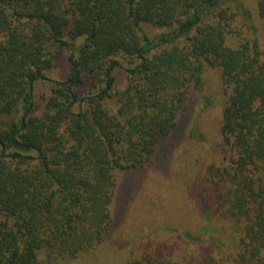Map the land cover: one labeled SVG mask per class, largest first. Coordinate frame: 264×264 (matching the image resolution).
<instances>
[{
  "label": "trees",
  "instance_id": "trees-1",
  "mask_svg": "<svg viewBox=\"0 0 264 264\" xmlns=\"http://www.w3.org/2000/svg\"><path fill=\"white\" fill-rule=\"evenodd\" d=\"M256 12L264 30V0ZM257 29L237 0H0V264H49L101 243L118 171L150 161L203 87L204 66L225 94L221 163L204 189L239 236L225 261L192 264H264ZM60 52L68 71L57 75ZM180 262L144 253L121 264Z\"/></svg>",
  "mask_w": 264,
  "mask_h": 264
},
{
  "label": "rangeland",
  "instance_id": "rangeland-1",
  "mask_svg": "<svg viewBox=\"0 0 264 264\" xmlns=\"http://www.w3.org/2000/svg\"><path fill=\"white\" fill-rule=\"evenodd\" d=\"M237 1L251 11L264 49L257 0ZM146 31L158 35L166 29L146 26ZM56 60L52 71L67 72L63 53ZM202 76L203 87L190 94L176 128L158 141L150 161L118 171L113 222L104 240L75 258H56L49 264H121L144 253L192 264L208 256L225 261L234 255L231 236L237 238L239 232L220 223L204 189L208 166L221 163L219 124L225 94L216 69L204 66ZM119 78L124 80V75Z\"/></svg>",
  "mask_w": 264,
  "mask_h": 264
}]
</instances>
